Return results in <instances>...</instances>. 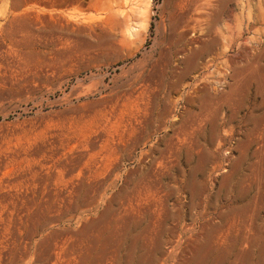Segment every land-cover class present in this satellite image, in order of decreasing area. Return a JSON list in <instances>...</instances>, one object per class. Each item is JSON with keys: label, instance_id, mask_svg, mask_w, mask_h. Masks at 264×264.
<instances>
[{"label": "rangeland", "instance_id": "obj_1", "mask_svg": "<svg viewBox=\"0 0 264 264\" xmlns=\"http://www.w3.org/2000/svg\"><path fill=\"white\" fill-rule=\"evenodd\" d=\"M0 264H264V0H0Z\"/></svg>", "mask_w": 264, "mask_h": 264}, {"label": "bare ground", "instance_id": "obj_2", "mask_svg": "<svg viewBox=\"0 0 264 264\" xmlns=\"http://www.w3.org/2000/svg\"><path fill=\"white\" fill-rule=\"evenodd\" d=\"M196 56H197V55H196ZM197 57H198V56H197ZM197 57H196V58L194 57L193 59H197ZM194 68H196V66H194L193 69H194ZM170 75H172V74H170ZM172 76H173V75H172ZM174 80H175V79H174ZM173 83H174L175 86L177 87L178 83H177V82H173ZM174 84H173V85H174ZM173 85H172V87H173ZM179 86H180V85H179ZM173 88H174V87H173ZM177 88H179V87H177ZM169 90H170V89H169ZM173 90H174V89H173Z\"/></svg>", "mask_w": 264, "mask_h": 264}]
</instances>
